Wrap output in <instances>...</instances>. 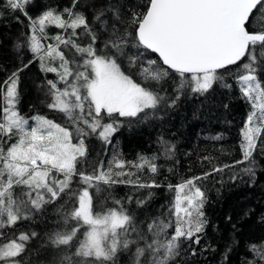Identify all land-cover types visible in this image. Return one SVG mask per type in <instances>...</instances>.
Listing matches in <instances>:
<instances>
[{"label":"snow or ice","instance_id":"1","mask_svg":"<svg viewBox=\"0 0 264 264\" xmlns=\"http://www.w3.org/2000/svg\"><path fill=\"white\" fill-rule=\"evenodd\" d=\"M33 2L2 0V5L12 12L20 11L29 21L30 35L15 47L19 50L26 46L34 59L40 61L41 71L57 74L56 81L45 82L46 95L52 98L47 107L62 113L71 130L39 115L32 117L35 125L30 127L28 119L20 114L17 107L20 73L32 61L16 68L0 84L4 104L0 116V228L31 219L32 212H39L45 205L66 196L69 210L63 213L65 227L49 236L51 244L59 250L54 264H115L121 252H131L130 264H175L181 256L183 242L189 243L188 254L196 256V248L191 246L200 245L208 224L204 212L206 192L197 182L207 179L211 172L175 186L169 184L175 198L167 219H154L144 228H138L135 218L119 200L114 201L118 207L104 208L101 203L102 210L94 211L93 196L89 192L90 188L100 192L101 183L125 182L119 177L131 173L113 171L123 169L125 161L114 157V163L110 162L107 168L101 162L92 174L78 171L77 164L87 156L85 139L89 135H98L111 143V137L124 121L140 123L162 106L174 107L186 89L203 95L217 83L230 88L224 73L229 71V66H238L243 71L236 80L252 110L247 115L239 146L242 160L235 163L248 162V167L241 172L253 178V154L258 141L264 144L261 140L264 134V81L261 80L264 76V0H146L143 11L138 13L126 9L122 0H108L107 6L93 17L109 37L99 50L98 36L89 20L82 12L74 11L79 0H74L72 7L62 12L48 8L35 18L27 11ZM125 12L129 18H125ZM109 13L110 28L109 20L103 19ZM49 26L65 32L71 29L72 34L67 38L57 35L52 38L56 41L54 45L45 46L41 41L46 38ZM80 28L90 40L86 46L76 43L79 39L76 29ZM61 45L74 49L80 57L79 63L69 61L60 50ZM130 47L158 53L160 63L140 59L143 55L140 52L129 55ZM56 60L60 61L59 67L52 66L51 62ZM161 81L173 86L171 96L161 95ZM106 119L110 122L105 123ZM13 136L17 137L16 141L5 148V138L12 140ZM74 136L76 143H73ZM162 146L165 155L175 149V145L166 141H162ZM140 161L130 166L137 169L147 166L152 173L157 172L152 160L140 157ZM230 167L227 164L214 167L212 172ZM74 176L86 185L79 192L71 187ZM237 178L236 173L231 177ZM159 186L154 180L140 185ZM17 188L21 189L19 196ZM70 223L74 226L68 227ZM170 228L174 231L169 236ZM78 234L84 239H79ZM36 235L22 232L18 238L0 245V261L22 264L26 242ZM249 251L254 255L246 264H264V242L250 244Z\"/></svg>","mask_w":264,"mask_h":264},{"label":"trees","instance_id":"2","mask_svg":"<svg viewBox=\"0 0 264 264\" xmlns=\"http://www.w3.org/2000/svg\"><path fill=\"white\" fill-rule=\"evenodd\" d=\"M73 2L74 0H34L27 6V11L28 15L35 18L48 8L62 12L65 8H71ZM122 3L129 11L138 13L143 11L142 5L146 0H122ZM107 4L108 0H79L74 9L86 16L90 27L97 33L98 50L109 37L101 31L100 24L94 21L93 17ZM0 12L3 13L0 16V84H3L16 68L32 61L29 67L20 73V97L17 105L20 114L28 118L35 115L44 116L70 128L62 113L47 107L52 98L46 95L48 88L45 82L56 81L57 74L41 71L40 61L34 59V54L26 46L19 50L15 47L18 41L23 43L25 37L30 35L29 21L20 11L5 9L2 0ZM124 16L129 18L128 12H125ZM103 19L109 20L110 28L111 14H106ZM76 33L79 36V39H76L77 44L86 46L90 42L83 34L82 28L76 29ZM71 34V29L65 32L56 26H49L45 32L46 38L41 42L45 46L48 43L54 45L56 41L53 37L60 35L67 38ZM60 50L64 51L69 61L75 60L79 63L80 57L75 55L74 49L61 45ZM137 52L143 53L140 56L142 60H157L160 63L159 57L150 50L144 52L142 47H130L128 50L129 55H136ZM51 63L52 66L59 67L60 61ZM69 66L73 67L71 63ZM242 71L238 66H229V71L224 73L230 88H224L217 83L213 85V90L203 95L186 89L174 107L162 106L154 115L150 114L140 123L133 121L129 124L124 121L119 131L111 137V143L104 142L98 135H89L85 139L88 152L84 160L77 164L78 171L92 174L101 162L104 168H107L110 162L114 163L115 157L125 161V167L114 168L113 171L131 173L119 177L125 181L123 183H101L100 192L95 188L89 189L93 196L94 211L102 210L99 207L101 203L104 208L118 207L114 201L119 200L135 218L138 228H144L154 219H167L175 198V191L169 190V184L175 186L193 176H201L205 172L212 173L207 179L197 182L206 192L207 203L204 212L208 220L200 245L191 246L196 248L197 254H188L191 251L189 243L183 242L181 256L176 259L175 264H246L254 255L249 251V245L264 242V144L258 141L253 154V178L250 179L241 172V169L248 167V162L235 163L242 160L239 146L243 139L247 115L252 110L236 80ZM261 80L264 81V76ZM58 86L63 87L62 84ZM160 89L161 95L173 94V86L164 81H161ZM225 104L228 105L227 108L224 107ZM3 106V98L0 95V116ZM104 122L110 121L106 119ZM215 137L219 139H214ZM16 139L15 136L12 140L5 138V148ZM261 140H264V134ZM162 141L175 145L174 151L165 155ZM76 142L74 136L73 143ZM140 157L152 160L157 165V172L152 173L147 166L140 169L131 167L130 165L141 162ZM153 157L155 159H152ZM204 157L209 159L205 160ZM226 164L232 167L224 168L222 172H212L214 167H223ZM234 173L238 174L235 180L231 179ZM153 180L160 186L140 187L141 184H150ZM71 187L79 192L86 185L78 176H74ZM66 200L67 197L62 196L45 205L39 212H32L31 219L0 228V245L18 238L22 232H35L37 235L26 242L22 264H54L59 250L51 244L49 236L65 227L62 223L63 213L69 210ZM138 201L145 203L138 204ZM72 226L74 225L71 223L68 225ZM84 230L82 228L81 233ZM173 231L171 228L168 230L169 236ZM78 235L79 239H84L83 235ZM134 236L135 234L133 238ZM134 250L133 248L132 251ZM130 256L131 252L119 253L115 264H130ZM0 264L4 262L0 261Z\"/></svg>","mask_w":264,"mask_h":264},{"label":"rangeland","instance_id":"3","mask_svg":"<svg viewBox=\"0 0 264 264\" xmlns=\"http://www.w3.org/2000/svg\"><path fill=\"white\" fill-rule=\"evenodd\" d=\"M48 44H51V43H48ZM71 80V79H70ZM35 116H37V115H35ZM24 117V116H23ZM32 117H34V116H31V117H24L25 119H28V121H29V126L31 127V126H34L35 125V121L32 119ZM59 178H63L61 175L59 176ZM26 190V189H25ZM16 194L19 196V193H20V191H21V189H19V188H17L16 190ZM78 206V205H77ZM8 242H10V241H8ZM7 242V243H8Z\"/></svg>","mask_w":264,"mask_h":264},{"label":"water","instance_id":"4","mask_svg":"<svg viewBox=\"0 0 264 264\" xmlns=\"http://www.w3.org/2000/svg\"><path fill=\"white\" fill-rule=\"evenodd\" d=\"M158 57H159V54L158 53H155ZM167 67V66H166Z\"/></svg>","mask_w":264,"mask_h":264}]
</instances>
